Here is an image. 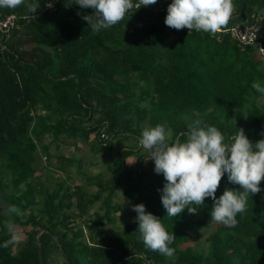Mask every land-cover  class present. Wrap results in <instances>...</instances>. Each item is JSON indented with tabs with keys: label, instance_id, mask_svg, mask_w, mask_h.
<instances>
[{
	"label": "trees",
	"instance_id": "1",
	"mask_svg": "<svg viewBox=\"0 0 264 264\" xmlns=\"http://www.w3.org/2000/svg\"><path fill=\"white\" fill-rule=\"evenodd\" d=\"M48 2L39 1L34 18L28 10L33 0L0 8V18L17 17L11 29L0 31V200L23 213H12L8 224L0 206V264H41L39 250L44 264L55 253L60 264H264V181L235 226L211 222V198L196 214L185 209L168 217L158 191L163 175L154 172L153 161L150 170L143 167L148 154L139 145L146 127L163 125L175 141L195 120L217 127L225 143L241 128L253 144L264 139V97L251 86L264 85V0H233L229 23L215 35L167 27L172 0L133 7L121 22L97 33L77 14L92 15V9L72 0H54L48 8ZM236 26H257L261 37L241 44L231 33ZM115 138L137 143L116 151L117 177L87 174L76 151L71 157L49 152L70 140L75 150L81 143L95 156L112 152ZM38 155L49 165L54 157L60 172L84 181L70 177L49 193L37 175ZM132 157L135 170L126 163ZM121 185L174 233L172 257L146 249L138 239V224L113 203ZM226 188L240 191L227 174L216 197ZM94 206L98 211L90 215ZM117 212L123 229L111 235L101 227L112 225ZM207 224L212 230L202 244L189 230ZM9 225L25 239L4 247Z\"/></svg>",
	"mask_w": 264,
	"mask_h": 264
},
{
	"label": "clouds",
	"instance_id": "2",
	"mask_svg": "<svg viewBox=\"0 0 264 264\" xmlns=\"http://www.w3.org/2000/svg\"><path fill=\"white\" fill-rule=\"evenodd\" d=\"M25 0H0V8L14 9ZM81 9H92V15H81L93 33L110 28L121 22L125 15L133 9L155 5L157 0H72L71 4ZM54 6V0L45 5ZM38 4L30 3L28 10L33 14ZM234 11L233 0H172L167 8L165 25L177 31L188 29L189 32L202 31L215 35L227 24ZM252 88L264 97V85L259 81L252 83ZM195 120L188 125L187 131L179 136L185 137L182 142L179 136L171 140L170 130L163 125L146 127L139 138V145L147 152V160L154 162V172L162 174L164 185L158 189L166 216L178 217L185 209L196 214L206 198L213 200L211 222L225 226L237 224V214L247 210L249 196L261 192L260 184L264 181V139L253 144L238 129L225 143V137L215 126L203 125ZM264 136V132L261 133ZM133 164L137 158H129ZM227 174L228 182L239 185L240 191L226 188L217 198L216 192L222 178ZM130 203V202H129ZM9 213L23 215L12 205ZM137 215L134 223L138 224V239L142 240L146 249L172 257L175 249L169 247L176 239L174 233L169 234L161 220L152 213L146 212L144 204L132 206ZM11 239L4 243H18L20 237L15 233V225H9Z\"/></svg>",
	"mask_w": 264,
	"mask_h": 264
},
{
	"label": "rangeland",
	"instance_id": "3",
	"mask_svg": "<svg viewBox=\"0 0 264 264\" xmlns=\"http://www.w3.org/2000/svg\"><path fill=\"white\" fill-rule=\"evenodd\" d=\"M38 0H33V3L37 4ZM42 1V0H39ZM113 142V148L114 150L112 152L110 151H105L100 153L99 155L92 154L87 147H84L81 145V143H77V147L79 149L75 150L74 145L72 141L70 140H64V144H59L58 147L57 145H52L49 149V152L53 156L57 155H64L65 157H71L76 151L77 156H80L83 160V169L87 174H96V173H101L104 177H109L110 175H114L117 177V163L115 162V153L117 150H119L121 147H126V146H132L136 145V141L134 139H131L129 141H124L121 138H115L112 140ZM143 151H145L143 149ZM137 158V157H135ZM36 162V169H37V175L39 177V180L43 185L46 187V190L50 193L52 192L55 188L58 187V183L60 182H70V177L74 178L77 180L76 183H82L84 181V178L82 176H77V174H72L69 176L67 173L60 172L57 168V163L54 160V157L51 160L52 165L50 166L47 161L45 160L44 156L38 155ZM151 160H145L143 162V167L146 169L150 170V162ZM130 162V159H127L126 163ZM127 166L132 168L133 170L137 169V161L133 164H128ZM70 172L72 171V168L69 170ZM74 173V171H73ZM125 186L121 185L120 189L116 191V196L114 198V204L118 205L120 208L125 210L127 212V219L128 221H133L136 218V213L132 211V206L136 205L135 201L133 198H130L128 195H126L125 192ZM130 202V203H129ZM140 204H144L143 201H139ZM0 206L4 207V214L7 216L8 224L12 223V217L11 214L9 213L8 209L9 207L7 205H4V203L0 200ZM146 209V207H145ZM98 211V207L94 206L93 209L89 212L90 215H93ZM146 212L148 210L146 209ZM119 212L117 213H112V217H115L113 219L112 225L109 223H104L101 229L103 231L109 232L111 235H116L121 232L123 229V221L118 218ZM129 215V216H128ZM79 222V220H76ZM84 221H81L79 223V227L84 226ZM114 226V227H113ZM84 230L85 227H83ZM212 230V226L210 224H207L205 227H193L189 230L190 234L192 235L193 239L196 241H199L200 243H204V240L207 236V233ZM16 234L20 237L19 242L23 241L25 237L23 236V232H21V229H16ZM196 241H191L189 244L191 246H195ZM16 248L14 247L13 250ZM49 264H60V260L58 255L55 253L53 260L49 262Z\"/></svg>",
	"mask_w": 264,
	"mask_h": 264
},
{
	"label": "built area",
	"instance_id": "4",
	"mask_svg": "<svg viewBox=\"0 0 264 264\" xmlns=\"http://www.w3.org/2000/svg\"><path fill=\"white\" fill-rule=\"evenodd\" d=\"M16 20L17 17L14 14L7 15L4 18H0V31L7 32L13 27ZM231 33L233 38L241 44L254 43L256 36L261 37V32L257 26H248L243 29L236 26L231 29Z\"/></svg>",
	"mask_w": 264,
	"mask_h": 264
},
{
	"label": "water",
	"instance_id": "5",
	"mask_svg": "<svg viewBox=\"0 0 264 264\" xmlns=\"http://www.w3.org/2000/svg\"><path fill=\"white\" fill-rule=\"evenodd\" d=\"M44 230H40L39 233L43 232ZM35 241L36 243L38 244V240H37V236H35ZM56 243H57V239H55ZM39 253H40V260H41V264H44L43 263V259H42V256H41V251L39 250ZM61 254L63 255V251L61 250Z\"/></svg>",
	"mask_w": 264,
	"mask_h": 264
}]
</instances>
